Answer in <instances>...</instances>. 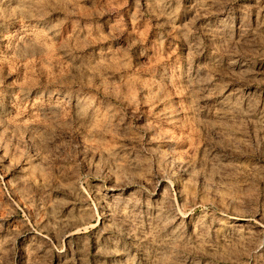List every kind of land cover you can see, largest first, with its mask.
Here are the masks:
<instances>
[{"label":"clouds","instance_id":"9594fccd","mask_svg":"<svg viewBox=\"0 0 264 264\" xmlns=\"http://www.w3.org/2000/svg\"><path fill=\"white\" fill-rule=\"evenodd\" d=\"M0 264H264V0H0Z\"/></svg>","mask_w":264,"mask_h":264}]
</instances>
